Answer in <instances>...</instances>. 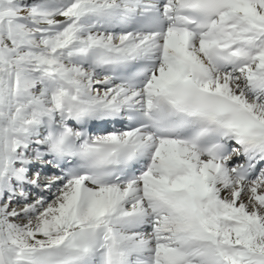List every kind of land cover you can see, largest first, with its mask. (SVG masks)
I'll list each match as a JSON object with an SVG mask.
<instances>
[{
  "label": "snow or ice",
  "instance_id": "snow-or-ice-1",
  "mask_svg": "<svg viewBox=\"0 0 264 264\" xmlns=\"http://www.w3.org/2000/svg\"><path fill=\"white\" fill-rule=\"evenodd\" d=\"M0 264H264V0H0Z\"/></svg>",
  "mask_w": 264,
  "mask_h": 264
}]
</instances>
